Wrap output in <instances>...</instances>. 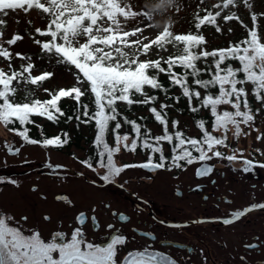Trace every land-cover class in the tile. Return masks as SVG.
<instances>
[{
	"label": "snow or ice",
	"instance_id": "1",
	"mask_svg": "<svg viewBox=\"0 0 264 264\" xmlns=\"http://www.w3.org/2000/svg\"><path fill=\"white\" fill-rule=\"evenodd\" d=\"M199 2L203 4L204 0ZM155 4L162 7L156 11H135L128 0H0V38L3 36V28L6 27L3 17L8 16L10 12L23 11L27 14L32 10L38 11L48 19V24L46 30L36 28L35 31L40 37L50 39L46 41L36 39L34 42L40 46L44 54L53 57L57 64L74 69L76 80V86L70 89H60L56 92L44 89L51 97L50 99L41 101L26 98L25 102H17L15 99L17 85L23 83L40 87L54 73L43 72L33 76L32 71L35 65L31 63V57L20 53H16L15 56L29 62L21 65L20 70L13 68L11 63L13 53L9 48L4 47V43L9 46L15 45L23 38L22 36L14 35L6 42L0 43V58L8 62L10 69V72H5L0 68V125L5 128L17 123L19 126H26L34 123L33 116L45 117L57 123L60 117L65 116L60 102L65 98L73 99L83 109L76 118L80 119L82 115L87 117V120L82 122L87 123L93 120L95 122L97 129L95 146L99 167L105 169V174L100 176V179L108 184L114 183L115 178L128 168L139 167L149 171L165 168L167 161L160 147L162 141L169 144L176 141L171 157L172 167L180 168V161L187 164L199 161L204 162L205 165L214 158L227 160L229 163L238 161L237 150L233 149V154L225 155L218 149L228 147L226 141L230 130H234L233 135L237 139L241 135L249 134L242 132L241 125L248 126L259 133V129L253 127L255 114L250 107L248 93L243 85L250 83L252 95L258 102L264 104V36L258 31V19L264 14L258 15L252 11V0H221L213 5L215 9H218L215 14L205 10L206 15L201 18L197 13L195 17L197 30L208 24L215 26L217 32H221L217 19L225 10H229L227 15H223L225 22L237 20L245 27L247 26L243 25L236 11L232 9H237L242 4L249 11L252 27L248 29L247 38L231 44L227 49H215L209 52L201 47L206 44L203 35L191 33L174 35L170 25H166L155 39L142 36V38L129 40V37H137L144 32L143 28L125 30L124 25L129 19L143 17L149 22L147 27H152L150 22L155 16L176 6V0H155ZM176 10L179 11L178 6ZM145 40L148 42L144 43ZM153 45L162 51H167V45H172L178 54L170 55L167 59L141 61L139 56L147 55ZM134 46L140 47L137 49ZM126 48L132 51H125ZM209 58L212 59L210 78L202 79L201 73L206 69L198 67L197 62L207 61ZM228 60L238 61L240 67L233 68L231 64L225 65V61ZM162 62L167 67L162 66ZM176 67H180L183 70L182 73L175 72ZM150 69L154 72L150 73ZM155 73H166L170 83L180 87L190 105L193 99L200 102L199 107H191L192 112H199L200 108L209 109L213 117V131L221 132L222 135L217 137L209 132L204 120L197 121V126L202 132L200 139L185 137L180 131L169 133L167 116L163 112V109L169 106L163 104L160 110L154 106L149 109L155 120L163 127V135L152 137V142L147 129L142 133V125L124 117L123 123L130 125L135 134L129 144L130 136L119 134L122 124L117 103L122 102L128 106L153 105L157 97L149 96L145 88L163 90V85ZM240 73L243 74L242 77ZM189 78L192 84L204 89L207 94L201 97V92L194 90L189 84ZM82 85H87V88H83ZM211 88H216L217 94H211ZM89 93L95 105V111L91 114L88 105L81 99ZM136 95L142 99H134ZM222 105L230 106L232 111H219ZM113 122L111 131L114 134L115 147L110 146L106 141ZM177 125L178 122L174 121L173 127ZM9 130L15 131L25 143L30 145L40 144L45 148L50 146L61 148L68 142L67 138L62 140L59 136L45 138L42 141L31 139L27 127H23L20 131H16L15 128ZM261 139H264V133L257 135V140ZM138 141L142 142L143 148L150 149L152 153H160L159 161L154 162L152 156H149L146 163L118 166L114 156L121 150V144L124 150L134 152L138 147ZM9 153L18 155L19 149L13 152L9 148ZM193 153H198V156ZM239 157L242 158L243 153H239ZM81 163L95 171L90 161ZM242 163L244 172H250L254 166L252 161L247 159H243ZM259 166L264 167V164ZM49 167L53 166L49 165ZM212 171L213 167L207 165L198 169L197 175H208ZM3 182L0 180V183ZM8 182L15 183V181ZM58 199L66 198L58 197ZM256 209H264V203L253 204L243 211H237L232 214V218L224 219L222 222L232 224ZM45 219L49 218L45 217ZM10 220L11 217L0 214V264H118L119 248L126 244V238L120 234L112 235L104 244L88 242L80 228L73 231L70 239H66L62 233H56L50 241L45 242L38 231L26 235L21 229L10 226ZM78 221L81 224L84 223L83 214L78 217ZM246 247L256 248L257 245H246ZM120 264H176V262L166 255L145 249L130 252Z\"/></svg>",
	"mask_w": 264,
	"mask_h": 264
},
{
	"label": "flooded vegetation",
	"instance_id": "2",
	"mask_svg": "<svg viewBox=\"0 0 264 264\" xmlns=\"http://www.w3.org/2000/svg\"><path fill=\"white\" fill-rule=\"evenodd\" d=\"M186 136L198 139L202 133L188 131ZM160 147L167 161L165 168L154 171L139 167L128 168L111 184L100 179L105 174V169L99 167V163H91L95 171L88 173L85 169L89 167L83 163L79 164L83 170H76L67 164L42 163L40 169V166H33L26 171H18L23 164L31 163L26 160L18 162L15 166H10V172L0 173V180L4 181L0 183V195H3L4 188L18 187L35 175L38 181L43 177L59 182L69 179L81 181L102 190L107 194L106 199L82 208L66 193L55 195L56 201L75 210L72 221L65 224L58 220L55 228L54 218L49 213H44L42 221L36 223H30L27 214L15 217L1 206L0 214L11 217L10 226L21 229L26 235L38 231L45 242L50 241L56 233H62L66 239H70L76 228H80L86 240L92 243L104 244L112 235H123L126 244L119 248L118 264L130 252L145 249L166 255L176 264H264V209H256L232 224L222 222L232 218V214L237 211L264 203V167L259 166L264 164V149L220 147L218 150L225 155L233 154V149L237 150L238 161L229 163L227 160L214 158L207 162V165L213 167V171L208 175L198 176L197 170L207 166L204 162L187 164L180 161V168L172 167L173 147L163 141ZM21 150L22 148L19 153ZM81 150L84 154L88 152L86 148ZM239 153H243L242 158ZM124 154H129L132 159L123 160ZM193 155L198 156V153ZM138 156L141 158L137 159ZM149 156H152L154 162H158L160 153H152L150 149H136L134 152L121 149L114 156V161L118 166L139 165L146 163ZM81 159L82 157L78 158L80 162L83 161ZM243 159L252 161L254 166L250 172L242 171ZM168 168L171 170H167ZM128 170L143 174L125 176ZM187 171L192 172V179L184 181ZM162 180L164 185L168 181L171 186L170 194L166 193L169 200L158 198L149 190ZM38 188L39 184L30 186L34 192ZM38 192L41 199H48L45 193ZM171 200L178 202L173 203ZM185 200H189L192 210L187 208L186 212L178 204ZM170 208L174 209V213ZM188 211H191V216ZM81 214L84 216L83 224L78 221ZM45 217L49 219L46 220ZM253 244L257 247H246Z\"/></svg>",
	"mask_w": 264,
	"mask_h": 264
},
{
	"label": "rangeland",
	"instance_id": "3",
	"mask_svg": "<svg viewBox=\"0 0 264 264\" xmlns=\"http://www.w3.org/2000/svg\"><path fill=\"white\" fill-rule=\"evenodd\" d=\"M198 1V0H197ZM210 2L213 5L219 3L221 0H205V2ZM128 2L132 5L133 10L135 11H156L157 9L161 7H156V4L151 0H128ZM199 2V1H198ZM253 8L252 11L259 14H264V0H252ZM176 6L179 7V11L176 10V12L173 13L174 18H177L176 20H181V18L186 14V9L188 7L186 0H176ZM175 6V7H176ZM237 13H240L242 17L243 24H249L252 26V20L250 18L249 11L243 6L240 5L237 9H235ZM167 15L168 13L164 14H158L155 16L154 20L151 21L152 27H147V22L143 17H136L134 19H129L128 21L131 23L129 26L125 28L127 31H131L135 28H143L144 32L142 34H138L137 37H129V40H135L138 37L142 38V36H148L149 39H155V37L163 31V28L167 25ZM3 19L6 21V27L3 28V36L1 38L2 42H6L7 40L11 39L14 35H20L23 38L18 41L15 45L9 46L13 51L20 53L24 56L31 57V63H33L32 59L35 56V53L38 51V46L35 44V40L32 37V32L40 27H43V23L40 18V14L36 10H32L25 14L23 11H18L15 13L10 12L8 16L3 17ZM31 21V23H29ZM183 22H179L180 24ZM223 25V32L224 35H221L217 32V34L210 33L209 34V41H212L214 43L221 42L224 40L225 42L229 40L233 36H240V34H244L243 31L244 26H242L239 22H232L230 25L231 27L227 28L228 25ZM181 27H184V24L181 25ZM231 29V31H229ZM258 29L259 33L264 36V16L260 17L258 20ZM33 30V31H32ZM245 30V29H244ZM31 32V33H30ZM148 41L145 40L144 43H147ZM7 45L6 43H4ZM137 49H139L140 46H134ZM125 51H132V49H124ZM169 51V48L167 51H159L157 50L154 45L150 49L149 53L151 55H162ZM33 55V57H32ZM43 57H47L48 55L42 54ZM22 65L28 63L29 61L22 60ZM61 66L65 67V65L60 64ZM35 72H41L44 71V66L38 64L34 67ZM34 69L32 71V75L34 74ZM66 69H60L56 70V74L54 79L56 82L63 83L66 79V82L72 81L74 82V86H76V80L75 78L68 73ZM53 79V80H54ZM65 82V83H66ZM15 84V82H14ZM84 88L85 85H82ZM17 88H19V91H23L25 89V84L21 83L17 85ZM250 94V93H249ZM251 95V94H250ZM223 106V105H222ZM227 107V105H226ZM255 121L253 124L254 128L259 129V133L257 131L252 130V128L241 125L242 126V132L249 133L248 135H241V144L239 147H250V146H256V147H262L264 149V139L257 140V135L260 133H264V110H260L258 112H255ZM179 118L181 119V124L187 125L188 131H196L195 127L193 125V122L191 121V117L189 115H179ZM155 129L158 130V128L153 125ZM250 128L251 132H246L244 130H247ZM231 133H233L234 130H230ZM221 133V132H220ZM7 145V146H6ZM21 140L18 139L17 136L11 135L9 131L5 130L3 125H0V173L4 172H10L11 168L10 166H15L18 162H23V160L27 162H31L29 165H22L18 168V171H26L33 166H40L42 163H51V164H67L71 166L74 169H82L79 165L81 162L78 160L77 157H84V151L81 149H73V152L75 153L74 157L70 154H67L66 152L62 151H54L51 149V146L48 148L42 147L40 145H24L22 150L20 151L19 155H8L7 150L8 148H16L21 147ZM86 148V147H85ZM123 160H131L132 157L129 154H124ZM141 157L138 156L137 159H140ZM41 166L38 168L40 169ZM9 169V170H7ZM83 170V169H82ZM85 171L91 172L92 169L87 168ZM125 173H127L125 176H133L135 174L139 175V171H131L128 170ZM143 174V173H141ZM73 176V175H72ZM28 177V176H27ZM27 177H24L27 178ZM74 178V177H73ZM168 179L167 177H165ZM192 179V172L187 171L184 174L183 180L188 181ZM43 180V181H41ZM38 181V179L34 176H31V178L27 181V183H22L20 186L15 188L6 187L4 188L3 195H0V206L5 210L12 212L15 217H20L21 214H27L30 217V223H36L38 221H42V215L44 213H49L53 218V228H55L56 222L58 220H62L65 224L72 221L73 214L75 213V210L72 208H69L62 202L55 200V195L59 193H66L69 198H72L75 200L77 205H79L82 208H87L93 204H98L100 201H103L106 199L107 194L104 192H101L102 190L96 189L92 186H89L81 181L76 180H66V181H56L47 177H43ZM31 184H39L38 191L45 193L48 196V199H41L40 193L38 191L34 192L31 191L30 186ZM170 188L169 182L167 181V184H163L162 182L156 183L152 188H149V190L157 195L158 198L169 200V196L166 195V193L170 194ZM144 187H142V190ZM159 189L161 192H159ZM189 200H185L184 202H179L178 204L183 206L185 208V211L187 212V208H191ZM173 203H177L178 201L171 200ZM171 211L174 213V209L170 208ZM192 210V208H191ZM176 211V210H175ZM191 211H188L190 213ZM192 214L190 213V216ZM229 237L228 235H226Z\"/></svg>",
	"mask_w": 264,
	"mask_h": 264
},
{
	"label": "trees",
	"instance_id": "4",
	"mask_svg": "<svg viewBox=\"0 0 264 264\" xmlns=\"http://www.w3.org/2000/svg\"><path fill=\"white\" fill-rule=\"evenodd\" d=\"M151 1L155 3V0H151ZM198 1L197 0H186V3L188 5L186 9V14L179 21L176 20L177 18H174L173 16V13L176 12L175 6L170 8L167 12H165V13H168L166 20L168 22V25H170V30L173 32L174 35L175 34H189V33L203 35L206 39V44L202 45L201 47L209 52L215 49H227L231 44H236L244 40L245 38H247L248 29L251 28L249 24H245L247 27L244 26V29H245V30L243 29V31L245 32L244 34L242 33L240 34V36L235 35L231 37L229 40H227L226 42L224 40L218 43L208 41L209 32L217 34L216 27L205 24L199 30H197L195 27V23L197 22L195 17L197 13H199L201 18L205 16L206 15L205 10L212 11L213 14H215L216 11H215V8L213 7V4H211L210 2H207V1L205 2L204 0L203 4H201ZM156 7H161V6L156 5ZM228 11L229 10H225V12L222 13V16L217 19V24L227 23L228 24L227 28L231 27L230 24L234 22V20L230 22H225L223 19V15L228 14ZM39 14H40L41 21L43 23V27L39 26V28L41 30H46L48 19L43 14L41 13ZM240 16L241 15H239L240 21H242V18ZM179 22H183L184 27H181V25L183 24L182 23L178 24ZM130 24L131 23L127 21V23L124 25L125 28L129 26ZM35 30L34 31L32 30L33 31L32 33L30 32L34 40L40 39L41 41H46L50 39L48 37H40L36 33ZM220 34L224 35V32ZM81 42H83V39H81ZM0 43H3L1 41V38H0ZM37 46H38V51L35 53L34 57L32 55L33 57L32 61L35 66H37L38 64L44 66L45 70L41 72H38V71L35 72V69H34L35 75L33 76L40 75L43 72L54 73V75L50 79L44 81L40 87H35L29 84V85H25V89L23 91H19V88H18L16 96H15V99L17 102H25L26 98L28 100L39 99L41 101H44V100L51 98L49 94L44 91V89H48L50 92H56L60 89H70L74 86V82L72 81L73 79L68 82H66V79H65L64 81H62L63 83H59V82H56L54 77L56 74V70L66 69L68 73H70L71 77L73 75L75 76V70L71 69L70 66L65 65V67H63L60 64H57L56 60L53 57H50V56L43 57L42 54L44 53L42 52L40 46L39 45ZM4 47L9 48V46L5 44H4ZM168 48H169V51L160 56H156V55L154 56L148 53L147 55H140L139 59L141 61L146 60V59H150V60H156V59H161V58L167 59L170 55L178 54L177 50L173 48L172 45H167V49ZM9 50L13 53V57L11 61L13 68L15 70H20L21 65H22V62H21L22 60H20L19 58L15 56L17 52L13 51L11 48H9ZM197 63H198V67H200L201 69H206V71H203L201 73L200 78L209 79L210 71H211L210 65L212 64V59L209 58L207 61L200 60ZM227 64H231L233 68L240 67L239 62L236 60L225 61V65ZM162 66L167 67L166 65L163 64V62H162ZM0 68H2L5 72H10V69L8 67V62L5 61L3 58H0ZM174 71L177 73H182L183 70L180 67H176L174 68ZM149 72L153 73L154 70L150 69ZM155 74L158 76V80L163 85V90L151 89L148 87L145 88V92L149 96L157 97V100L155 101L153 105L133 104L132 106H128L122 102L117 103V109H118V112L120 113L119 119L122 124V127L119 130V134L129 135L130 136V140L128 141L129 144L131 143V138L135 137V134L132 132L130 125L123 123L124 117H127L129 120H134L138 124L142 125V133L145 129H147L150 132V138H149L150 142H152L151 141L152 137H158V136L163 135V127L155 120L154 116L152 115L149 109L150 107L154 106L158 110H160V106L163 104H166L169 106L166 109H163V112L167 116L169 133H175L176 131H180L185 135V137H187L186 136V134L188 133L187 125L181 124L182 122L177 118L179 117V115L180 116L189 115L191 117V121L193 122L194 126H196V128L200 131V133L202 132L200 128L197 126V121L204 120L205 127L207 128L209 132L215 134L214 136H217V137H220L222 135V133L221 135H216V134H219L220 132L213 131L212 129L213 117L211 116L209 109L200 108L199 112H192L191 107H199L200 102L193 99L190 105L188 99L183 96L182 90L180 89V87L172 85L166 73H155ZM239 75L241 77L243 76L242 73H240ZM189 84L192 86L194 90H198L201 92V97L207 94L204 89L197 88L194 84H192L191 78H189ZM243 87H245L248 93L247 98H248L250 107L253 109V112L255 113L260 109L264 110V104H261L260 102H258L252 95V85L249 83V84L243 85ZM86 88H87V85L85 86V89ZM217 91L218 90L216 88L210 89V93L213 95L217 94ZM81 99L84 104L88 105L90 114L91 112L95 111V105L92 102L93 98L90 93L82 97ZM134 99H142V97H140L139 95H136ZM60 107L64 111L65 116L60 117L59 122L57 123L49 121L45 117L33 116L32 117V120L34 121L33 124H29L26 126H19L17 123V125H10L9 128H5L4 126L3 127L5 130L11 133H14V134H16V132L10 131L9 130L10 128H15L16 131H20L23 129V127H27L29 128V133H28L29 137L31 139H36L38 141H42L45 138H54L57 136H59L62 140L67 138L68 142L63 147L61 148L51 147V148L62 151V152H66L67 154L75 156L74 155L75 153L73 152L72 148L83 149L86 147L88 152L87 154H85L84 157H82V160L90 161L91 163H94V164L99 163V158L97 156V149L95 146V137L97 135V129H96L94 120L84 123L82 121L87 120V117H84L82 115L80 116V119H77L76 118L77 114L83 112V109L73 99H70V98L62 99V101L60 102ZM224 110L232 111L230 106H227V107L226 105L220 106L219 111H224ZM69 117H71V119H68ZM174 121L178 122V125L176 127H173ZM153 125H155L158 128V130L155 129ZM113 126H114V122L112 125H110V130L107 133L106 141L110 146L115 147L114 134L111 131V127ZM241 129H242V126H241ZM248 130L249 129L244 130V131L247 132ZM65 134H67V137H65ZM17 136L21 138L19 135ZM227 136L228 138L226 142L230 141L231 147L238 146L236 142L241 138V136L237 139L234 137L231 131L228 132ZM200 138H202V136H200L198 139ZM175 143L176 141L174 140L173 144H169V147H173ZM141 144L142 142L138 141L137 149L144 150L145 148H143ZM120 148L124 149L123 144H121Z\"/></svg>",
	"mask_w": 264,
	"mask_h": 264
}]
</instances>
